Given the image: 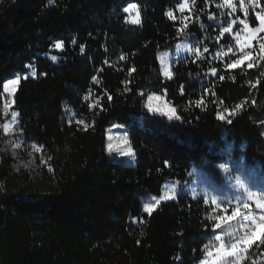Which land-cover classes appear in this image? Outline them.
<instances>
[{"label": "trees", "instance_id": "16d2710c", "mask_svg": "<svg viewBox=\"0 0 264 264\" xmlns=\"http://www.w3.org/2000/svg\"><path fill=\"white\" fill-rule=\"evenodd\" d=\"M180 2L0 0V97L28 67L36 73L18 81L9 134L0 113V264L204 258L224 214L188 193L146 212L145 197L186 182L192 167L213 173L225 142L237 151L245 144L246 163L264 168V52L252 68L228 67L240 56L232 37L239 25L221 36L236 19L233 7L193 0L184 19ZM132 3L137 27L122 14ZM249 24L256 27V19ZM180 42L201 55L173 63L165 79L158 54ZM150 95L164 96L179 119L148 113ZM113 124L125 127L133 166L107 158L104 132ZM244 264H264V245H253Z\"/></svg>", "mask_w": 264, "mask_h": 264}, {"label": "rangeland", "instance_id": "374dc122", "mask_svg": "<svg viewBox=\"0 0 264 264\" xmlns=\"http://www.w3.org/2000/svg\"><path fill=\"white\" fill-rule=\"evenodd\" d=\"M226 2V0H224ZM193 0H181L180 5H184V11H180V5L178 6L177 10L179 13H181L184 16V19L186 16L190 13V9L192 6ZM244 3L247 6V15L241 8V3ZM231 4L233 6L234 11V17H236L235 21L239 25V31L236 34L232 33V37L235 39V42L239 48L240 56L244 53H250L251 56L249 59L242 61L241 64L238 66H245L248 68V64L254 65L255 62L258 61V58L256 56L257 51L260 49V45L264 43V31H260V21L257 18V14H264V0H258L257 7H253L251 3H249V0H231ZM128 6V5H127ZM122 14H124L125 19L124 22L129 26L137 27L139 24H131L128 23V17L136 18L138 14V11H133L130 13H125L122 10ZM254 17L257 21L256 27H251L249 24V18ZM247 21L249 28L245 29L243 23L241 21ZM250 29H256L257 31L250 32ZM238 37V39H237ZM55 44H53L52 52L54 53H60L61 49H56ZM181 46L187 44L184 42L178 43ZM188 45V44H187ZM243 48V51L241 49ZM168 53L167 57V70L170 72L171 65L173 63H176L183 58L187 56L190 52H180L177 51L176 46L164 51ZM163 53V52H161ZM158 54V63L160 65V71L162 76L165 79H169L168 76L164 75V65L161 63L162 56ZM52 56V55H51ZM50 55H44V58L51 64H58V59L55 63H53L50 59ZM238 58V59H239ZM34 71L33 68L28 67L27 73L20 76H15L9 81H7L5 84L8 85L7 88H5L4 84V90L3 94L0 97L1 102V109L0 113L3 118H5L4 123V133L9 134L12 132V128L15 125L16 122V114L14 115L13 111V95L15 93L17 84L19 79L21 78H33L32 72ZM12 81H16V83L13 85ZM153 97L151 101L146 100L145 102V109L148 113L151 115L163 117L168 122H176L177 116L171 108V106L165 102L164 96L162 95H150ZM151 105L153 108L152 112L148 111L147 105ZM162 113H169L171 115V119L168 118V115H162ZM264 124V123H263ZM115 125H118V127H114ZM111 136L112 140H109L108 137ZM126 136V130L125 127L122 124H113L109 126L105 132H104V138H105V152L107 155V158L110 161L118 162L122 164L123 166H133V159L130 157H124L119 155V150H114L111 153L108 152L107 146L109 143H115L117 137ZM264 137V132H263ZM129 145H121V147H128ZM245 144H242L239 146L238 151L235 148V144L230 145L226 151V159L222 160V163L216 165L214 167L213 173H207L204 172L201 169H197L192 167L189 174H188V180L186 182H180V181H170L166 183L163 188L160 197H155L152 195H146L145 200L146 203L144 205V209L148 205H154L153 209L160 204L161 202L165 201H174L175 198L183 193H188L193 197V191L196 193V198H202L205 202L212 205L216 211L221 212L224 214V216H230L232 214V210L239 207L241 209V215L234 221L230 222H221V229L218 231L217 235L221 236V240L225 243L226 246H229V241H239L241 237L245 235L246 232H249L252 227L251 221H244L243 215L245 212H250L252 215L256 217L257 222H259V217L261 215H264V211H262L260 208L257 207V202L259 201L261 204H264V184L261 183L258 188H254L253 186V176L258 177L254 174L250 175L248 171H246L242 165V162H245L244 156L241 151L244 150ZM234 150V151H233ZM220 165H223L227 168V171H223V169L220 167ZM172 186H175L177 191L173 195V199L171 200H161L160 198L164 196L166 192H168V189ZM242 186V187H241ZM252 194L251 197L249 194ZM213 200H215V204L213 203ZM247 203L249 205V209L245 210L243 209V205ZM225 209L222 211L221 209ZM152 209V210H153ZM247 226V227H246ZM238 232V236L229 235V232ZM216 235V236H217ZM264 239V230H261L258 238L255 243H253L247 251H241L238 252L234 256H227L223 257L224 261H227V264H244L246 262V259L248 258V252L249 249L253 245H259L262 246L264 244L260 243V240ZM221 241H217L216 239L214 242L207 248L206 253L204 255V258L199 261L197 264H212V262L215 260V249L219 246V243ZM212 252L213 255L209 256L208 253ZM251 263H254V261H251ZM222 264V262H221Z\"/></svg>", "mask_w": 264, "mask_h": 264}, {"label": "snow or ice", "instance_id": "6c2138e0", "mask_svg": "<svg viewBox=\"0 0 264 264\" xmlns=\"http://www.w3.org/2000/svg\"><path fill=\"white\" fill-rule=\"evenodd\" d=\"M249 3H251L253 5V7H257L259 6L258 5V0H249ZM49 5H52L53 4V0L51 3L48 2ZM226 4L228 7H233L232 4H231V0H226ZM184 5H180V11H184ZM138 8H139V5L135 4V3H132V4H129L128 6L124 7L123 8V12L125 13H130V12H133V11H130L131 9H135V11H138ZM241 8L242 10L245 12V14L247 15V6L242 2L241 3ZM234 10V9H233ZM167 16L169 17H172V12L169 11L166 13ZM213 17L210 16L209 19H212ZM257 18L258 20L260 21V31H264V14H257ZM128 23H131V24H139L140 23V18H139V15L136 16V18L132 19V17H128V20H127ZM236 23L235 20H233L231 23H229L226 27H223L221 29V36L224 35V33H229L230 30L233 28V25ZM241 23H243L244 25V28L245 29H248L249 28V25L247 23V21H241ZM201 28L204 27L203 24L200 25ZM257 31L256 29H250V32H255ZM238 39V37H237ZM75 40L72 41L73 44H75ZM55 48L56 49H62V44L61 43H56L55 44ZM176 48H177V51H180V52H195L197 57H199L201 55L200 51L198 48H193V47H189V45L185 44L183 46H181L180 44H177L176 45ZM260 49H261V52H264V43H262L260 45ZM84 51V47L81 46V53H83ZM204 51H208L207 48L204 49ZM229 51H231V49H229ZM241 51H243V48L241 49ZM162 56V60H161V63L164 65V68H165V71H164V75L165 76H168L169 78L172 77V73H170L168 70H167V57H168V53L167 52H163L160 54ZM251 56L250 53H244L243 55H241V57L235 61H233L231 64L227 65L228 67H231V68H235L236 66H238L239 64L242 63V61L244 60H247L249 59ZM51 61L53 63H55L57 61V56L53 55L50 57ZM253 65L250 63L248 64V68H252ZM215 72V69H213V73ZM36 73L35 71L32 72V76L35 77ZM16 83V81H12V84L14 85ZM8 85L5 84V88H7ZM183 89V86H181V90ZM87 97H85L86 99ZM153 99L152 96H149L148 97V100L151 101ZM148 107V111L149 112H152L153 111V108L151 107V105H147ZM239 107V105L237 106ZM15 115V113H14ZM162 115H168V118L171 119V115H169V113H162ZM177 119H179V117H177ZM219 119V117H218ZM229 123H231V121H229ZM114 127H118V125H115ZM123 137V140H122V143L121 145H128L129 144V139L127 136H122ZM109 140H112V137L109 136L108 137ZM122 149V156L124 157H130L132 158L133 160L136 159V157L134 156L133 154V148L131 146H128V147H121ZM107 150L109 153H111L112 151H114V148H113V143H109L108 146H107ZM220 167L223 169V171H227V168L224 167L223 165H220ZM242 187V186H241ZM177 191L176 187L175 186H172L168 189V192H166L164 194V196H162L160 199L161 200H171L173 199V195H170L171 194H175ZM251 193L249 194V196L251 197ZM193 199H196V193L193 191ZM213 203L215 204V200H213ZM154 205H148L145 207V211L146 212H151L152 209H153ZM257 207L260 208L262 211H264V204H261L259 201L257 202ZM243 209L247 210L249 209V205L247 203H245L243 205ZM222 211H224L225 209H221ZM241 215V209L239 207L235 208L232 210V214L230 216H224L221 218V220L223 222H230V221H234L236 220L239 216ZM243 220L244 221H251L252 222V227L250 229V234L249 232H246L245 235L243 237H241L239 239V241H229V246H226L225 243L221 240V236L217 235L215 237V239L217 241H221L219 243V246L215 249V260L212 262V264H227V261H224L223 260V257H227V256H234L236 255L238 252H241V251H247L248 248L256 242L258 236L255 238V239H251L252 237V234L255 233L257 231L258 228H260L261 226H264V215H261L259 217V222H257L256 220V217L254 215H252L250 212H245L244 215H243ZM216 229H220L221 228V223H217L215 225ZM247 227V226H246ZM250 241V242H249ZM260 243L261 244H264V239H261L260 240ZM209 256H212L213 253L212 252H209L208 253Z\"/></svg>", "mask_w": 264, "mask_h": 264}, {"label": "built area", "instance_id": "2783aa9c", "mask_svg": "<svg viewBox=\"0 0 264 264\" xmlns=\"http://www.w3.org/2000/svg\"><path fill=\"white\" fill-rule=\"evenodd\" d=\"M232 144H234L232 141L231 142H225L224 149L222 151V154L224 155L223 159H226V151H227L228 147H230V145H232ZM242 165H243L244 169L249 172L250 175L255 173V175L258 176V177H255V176L252 175L253 176V185L254 186L258 185V183H259L258 180L260 178H262V177H263L262 182H264V169H263V167L261 165L257 164V165H252V166H248L247 167L245 165L244 161L242 162Z\"/></svg>", "mask_w": 264, "mask_h": 264}, {"label": "clouds", "instance_id": "9594fccd", "mask_svg": "<svg viewBox=\"0 0 264 264\" xmlns=\"http://www.w3.org/2000/svg\"><path fill=\"white\" fill-rule=\"evenodd\" d=\"M48 2L51 3L52 0H48ZM130 11H135V9H131ZM132 19H134V18H132ZM122 140H123V137H117L116 138V142L113 144L114 150H119V155L120 156H122V154H123L122 149H121ZM261 230H264V226H261L260 228H258L257 231L252 234L251 239H255L259 235ZM229 235L238 236L239 233L235 232V231H232V232H229Z\"/></svg>", "mask_w": 264, "mask_h": 264}]
</instances>
